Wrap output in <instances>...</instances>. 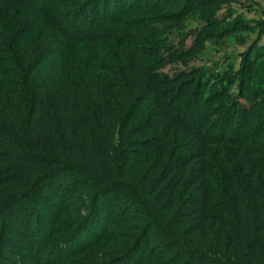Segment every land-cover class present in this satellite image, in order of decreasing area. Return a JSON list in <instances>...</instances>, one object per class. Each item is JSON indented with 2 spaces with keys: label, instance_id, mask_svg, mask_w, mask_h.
<instances>
[{
  "label": "trees",
  "instance_id": "16d2710c",
  "mask_svg": "<svg viewBox=\"0 0 264 264\" xmlns=\"http://www.w3.org/2000/svg\"><path fill=\"white\" fill-rule=\"evenodd\" d=\"M230 1L185 2L189 11L215 13ZM146 8L170 19L184 13L148 0H0V169L9 172L0 174V191L7 178L22 188L0 195V219H17L22 195L38 183L75 182L83 191H92L84 184L92 183L95 195L109 190L113 201L96 207L93 221L105 214L95 228L101 235L91 239L88 227L81 253L105 240L123 190L150 227L135 264L173 262L176 254L191 264H264V138L254 142L264 133V83H255L262 70L246 56L234 98L225 88L203 85L198 71L159 74L164 58L180 60L193 49L177 54L156 38L159 52L150 56L132 45L131 38L148 41L147 27L160 21L137 16ZM111 55L118 62L113 67ZM174 136L182 152L170 157L167 142ZM223 147L235 149L243 179L223 161L219 190L209 182L210 154ZM159 230L163 256L150 251ZM184 231L206 241L214 233L216 247L191 249L180 239Z\"/></svg>",
  "mask_w": 264,
  "mask_h": 264
},
{
  "label": "rangeland",
  "instance_id": "374dc122",
  "mask_svg": "<svg viewBox=\"0 0 264 264\" xmlns=\"http://www.w3.org/2000/svg\"><path fill=\"white\" fill-rule=\"evenodd\" d=\"M184 2L148 0V3L154 5L174 4L176 12L178 10L181 13L184 12L180 18L170 19L167 14L157 15L151 8H149L151 10L146 8L145 11L137 13V16L159 17L160 21H155L154 25L147 27L148 41L142 44L140 43L142 41L131 38L132 45L144 48L150 56L156 51L159 52L156 49L157 45H153L155 44L153 39L156 40V38L164 42L162 43L164 48L167 47L166 49L173 50L177 54L193 49L180 60L173 59L170 62L168 57L164 58V63L159 60L158 63L162 62L161 65L164 66L158 71L159 74L175 78L182 73L189 74L198 71L203 85H208L209 88L215 87L214 89L218 91L225 88L229 96L234 98L238 96L240 80L243 82L245 79L242 77L243 68H245L244 58L248 56L254 63V68L262 70L260 79L255 80V83L263 84L264 80L261 79L264 78V28L261 25H264V0H231L225 5H220L215 13L209 10L192 9L189 11L188 8L191 6L188 2ZM84 4L86 3H81L82 6ZM136 34L140 40H144L139 37V33ZM48 45L52 44L49 42ZM151 47L153 48L150 49ZM160 47V50L164 49ZM116 59L115 55H111L107 64L115 66L118 63ZM230 80L234 83L228 87L227 82ZM163 100L168 101L166 96ZM262 102L261 110H264V100ZM241 103L243 104L242 101ZM257 124L251 126V131L258 127ZM262 134V137L254 142L262 143L264 133ZM167 143L170 157L182 152L179 149L181 143L179 137H171ZM180 156L182 154L177 158ZM210 159L209 182L214 188L224 189L222 185L225 173L223 161L238 181L243 179L241 160L234 148H216L210 154ZM191 168L192 165L189 170ZM4 170L6 169H0V174L3 172L9 174L8 170ZM84 184L93 190H78L79 187L75 182L63 185V181H57L54 184L52 180H47L25 191L16 210L18 221L17 219L10 221L7 216L0 219V264H135L142 250L139 240L144 233L149 232L150 227L141 208L137 203L132 202L123 190H120L116 198L117 212L110 218L109 225L111 226L108 228L106 238H103L105 240L94 243L83 253L79 252L81 245L89 240L90 233L87 232L89 228L92 234L91 239L101 235V230L95 228L96 225L104 224L105 218L100 215L105 214L100 212L99 217H96L98 221L96 219L93 221V214L98 211L96 207L104 206L106 203L110 204L113 201V192L108 194L109 190H106L97 196L92 183ZM2 185L0 195L4 197L13 189L22 190L19 184L13 183L8 178L2 182ZM6 186L9 188L6 189ZM61 187L65 188L64 191H61ZM52 191L58 192L57 198L53 197L54 192ZM181 192L179 202L183 200ZM4 201L7 202L5 198ZM130 206H132L131 211H128ZM127 222H131L130 226L126 225ZM37 224H42V231ZM50 224L54 226L51 227ZM75 224H78L77 232L80 233H76L77 236L73 229ZM161 232H165L163 228ZM161 232L159 230L152 233L155 243L150 248L151 253L157 255L156 253L159 252V256L166 254L163 250L164 240L158 235ZM181 234L180 239L191 249H204L212 245L216 247L214 233H211L209 241L201 238L199 234L191 238L187 237V231ZM184 258L183 254L179 256L176 254L173 262V258L168 260L162 258L164 261L155 260L153 264H191L187 263ZM197 263L193 260L192 264Z\"/></svg>",
  "mask_w": 264,
  "mask_h": 264
}]
</instances>
